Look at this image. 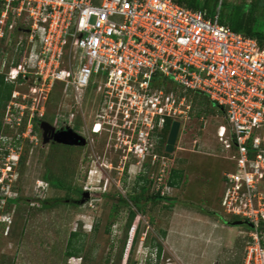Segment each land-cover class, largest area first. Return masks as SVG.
<instances>
[{
  "label": "built area",
  "instance_id": "built-area-1",
  "mask_svg": "<svg viewBox=\"0 0 264 264\" xmlns=\"http://www.w3.org/2000/svg\"><path fill=\"white\" fill-rule=\"evenodd\" d=\"M1 44V61L14 47L20 55L0 71L14 86L2 124L17 141L33 143L43 121L74 132L77 118L85 140L114 134L116 148L154 165L166 121H187L196 97L213 104L224 118L217 140L233 163L220 205L230 223L249 228L240 264H264V48L256 39L174 0H0ZM56 87L59 129L45 120Z\"/></svg>",
  "mask_w": 264,
  "mask_h": 264
},
{
  "label": "rangeland",
  "instance_id": "rangeland-1",
  "mask_svg": "<svg viewBox=\"0 0 264 264\" xmlns=\"http://www.w3.org/2000/svg\"><path fill=\"white\" fill-rule=\"evenodd\" d=\"M225 1L259 2L256 17L264 23V0ZM16 50L2 61L0 52V71L18 57ZM60 98L57 87L45 116L58 129L54 116L63 113ZM205 100L194 101L171 150L159 145L154 165L152 157L139 163L136 155L116 148L114 134L110 140L107 134L83 137L89 142L85 146L65 145L53 139L44 143L40 127L33 143L23 137L17 141L16 129L5 128L0 135V264H240L249 228L232 225L220 205L223 174L233 163L216 137L222 112ZM90 106L84 108L87 124ZM0 116L3 120L4 109ZM70 126L85 136L81 120L73 119ZM172 169L181 172L176 186L166 182ZM140 195L137 208L133 198ZM130 211L136 215L128 227Z\"/></svg>",
  "mask_w": 264,
  "mask_h": 264
},
{
  "label": "trees",
  "instance_id": "trees-1",
  "mask_svg": "<svg viewBox=\"0 0 264 264\" xmlns=\"http://www.w3.org/2000/svg\"><path fill=\"white\" fill-rule=\"evenodd\" d=\"M174 1L177 4L185 8L195 10V11L205 12L206 18H209V19H212L216 14H218V21L220 24L226 25L231 30L237 33H241L244 36H248V37L256 39L259 46L264 48V23L260 22L256 17V11L258 7L260 6L259 2H254L251 4L236 5V4L227 2L225 0H222V1L220 0H174ZM18 59L19 57H16L14 63L18 62ZM13 88H14L13 85L5 82L4 75L0 74V110L1 109L3 110L5 108L6 103L10 99V95L13 91ZM50 96H49L48 101L51 100ZM196 98L197 99H195V101H198L199 99H203V98H198V97ZM206 100L205 102L209 103V101L208 100L206 101ZM37 126L38 125L36 123L35 129L38 128ZM171 126H172V122L170 120H167L162 132L159 135L160 136V140L158 142L159 145L165 144L167 147ZM3 130H5V128L3 127L1 116H0V135L2 134ZM21 163H23V160H21ZM180 177H181V172L172 169L166 181L167 185L169 186L178 185V181ZM48 182L51 186H54L49 180ZM59 186L60 188H63L62 183H60ZM59 186H56V188H58ZM145 191H146L145 187H142L141 193ZM79 192H82V191H79ZM78 195L80 196V193ZM141 196L142 195L136 196L133 198L134 206H136L137 208H140ZM156 197H159V196H156ZM15 202H17L16 199L8 200L9 205L14 204ZM135 215L136 214L133 211H130V214L128 217V224H127L128 227H130L131 222L133 218L135 217ZM76 236H77L76 233L71 234L72 238ZM136 238H137V235L135 233L133 240H132L133 244H134L133 241H135ZM156 247H157V256L159 257L161 253V247L160 245ZM69 249H71V241L69 242ZM67 254L69 256H73L74 253H72L71 251H68Z\"/></svg>",
  "mask_w": 264,
  "mask_h": 264
},
{
  "label": "water",
  "instance_id": "water-1",
  "mask_svg": "<svg viewBox=\"0 0 264 264\" xmlns=\"http://www.w3.org/2000/svg\"><path fill=\"white\" fill-rule=\"evenodd\" d=\"M39 127L42 130V136H43L44 143H47L51 139H53V141L58 142V143H62L65 145H84L85 144L84 138L75 134L70 129L62 130V132L60 134L55 135L54 134L55 131H54L53 127L51 125H49L47 122H44V121L41 122L39 124ZM177 129H178V124L174 123L172 128H171L170 135H169V139H168L169 143H172L173 140L175 139ZM84 197L87 198L88 194L84 193L83 198ZM83 202H84V199H83ZM231 224L234 226L245 225V223L242 221H234Z\"/></svg>",
  "mask_w": 264,
  "mask_h": 264
},
{
  "label": "flooded vegetation",
  "instance_id": "flooded-vegetation-1",
  "mask_svg": "<svg viewBox=\"0 0 264 264\" xmlns=\"http://www.w3.org/2000/svg\"><path fill=\"white\" fill-rule=\"evenodd\" d=\"M89 142H87V141H85V144H84V146L86 145V144H88ZM174 143H175V139L173 140V142L172 143H167V149L168 150H171L172 148H173V145H174ZM83 192H80V197H83ZM88 194V193H87Z\"/></svg>",
  "mask_w": 264,
  "mask_h": 264
}]
</instances>
